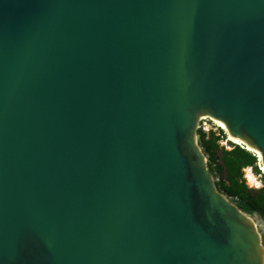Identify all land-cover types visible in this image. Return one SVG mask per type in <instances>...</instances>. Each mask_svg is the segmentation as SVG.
Segmentation results:
<instances>
[{"label": "water", "instance_id": "water-1", "mask_svg": "<svg viewBox=\"0 0 264 264\" xmlns=\"http://www.w3.org/2000/svg\"><path fill=\"white\" fill-rule=\"evenodd\" d=\"M203 117L264 165V0H0V264H264Z\"/></svg>", "mask_w": 264, "mask_h": 264}, {"label": "trees", "instance_id": "trees-1", "mask_svg": "<svg viewBox=\"0 0 264 264\" xmlns=\"http://www.w3.org/2000/svg\"><path fill=\"white\" fill-rule=\"evenodd\" d=\"M221 133L223 135L220 136L215 133L207 136L203 133L200 137L202 149L209 159V166L212 168L216 165L223 176L219 184L220 190L245 213L258 215L264 221V187L251 189L244 177V171L249 168L260 173L258 157L237 145H232L233 149L230 151L226 150L220 144L225 138L224 132Z\"/></svg>", "mask_w": 264, "mask_h": 264}, {"label": "rangeland", "instance_id": "rangeland-1", "mask_svg": "<svg viewBox=\"0 0 264 264\" xmlns=\"http://www.w3.org/2000/svg\"><path fill=\"white\" fill-rule=\"evenodd\" d=\"M217 122H219V121L212 120V119H210L208 117H203V121L201 123H199L201 128L198 130L197 140H198L199 145H200L201 148H202V145L200 143V137H201V135L203 133L206 134L207 136H209L211 133H215L216 135L220 136V135H223L221 133L223 131L225 138H224V140H222L220 142L222 147H225L226 150L230 151V150L233 149L232 145H237V146H240V147L243 146L247 150V147L245 145H241V144L238 145V144L234 143L233 141H230V137L231 136L228 133V131H226L225 129L221 128ZM247 151H249V150H247ZM207 161H208L209 170L213 173L214 178L216 180L217 188H218V190L220 192H222L220 190L219 184H220L221 179L223 178V176H222L221 172L218 170V167L216 165H214L211 168L209 166V159ZM258 168L260 170V173L255 172L252 168L246 169L244 171L245 180H246L248 186L251 189H261V188L264 187V172H263L261 166L258 165ZM248 170H251L252 174L257 178V181H258L257 183H254V184L250 183L249 179L247 178V171ZM255 184H257V185H255ZM222 193L227 195L225 192H222ZM229 200L232 202V199L230 197H229ZM253 217L256 220L257 224H258L257 228H258L259 233L261 234V237H262L263 243H264V221L258 215H253Z\"/></svg>", "mask_w": 264, "mask_h": 264}, {"label": "bare ground", "instance_id": "bare-ground-1", "mask_svg": "<svg viewBox=\"0 0 264 264\" xmlns=\"http://www.w3.org/2000/svg\"><path fill=\"white\" fill-rule=\"evenodd\" d=\"M216 121V120H215ZM218 124H219V126L221 127V128H223V129H225L226 131H228L227 130V128L225 127V125L222 123V122H217ZM230 141H233L234 143H236V144H238V145H244V143H242L240 140H236V139H234V138H232V137H230ZM249 151H253L252 149H250V148H247ZM258 156H259V158L260 159H262V156L258 153L257 154ZM261 168H262V170H263V172H264V165H262L261 166ZM247 178L249 179V181H250V183H257L258 181H257V178L252 174V172H251V170H248L247 171ZM255 185H257V184H255ZM256 223V226L258 227V224H257V222H255Z\"/></svg>", "mask_w": 264, "mask_h": 264}, {"label": "built area", "instance_id": "built-area-1", "mask_svg": "<svg viewBox=\"0 0 264 264\" xmlns=\"http://www.w3.org/2000/svg\"><path fill=\"white\" fill-rule=\"evenodd\" d=\"M203 121V118L201 119V122ZM200 122V123H201ZM201 127H200V124H199V129H200ZM242 148H244L245 149V147H243V146H241ZM248 150V149H247ZM252 152V151H251ZM252 153H254V152H252ZM257 157H258V165L259 166H262V160L259 158V156L256 154V153H254Z\"/></svg>", "mask_w": 264, "mask_h": 264}]
</instances>
